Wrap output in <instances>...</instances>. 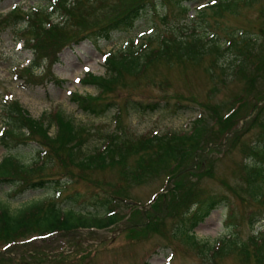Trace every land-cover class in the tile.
Wrapping results in <instances>:
<instances>
[{"label": "trees", "instance_id": "trees-1", "mask_svg": "<svg viewBox=\"0 0 264 264\" xmlns=\"http://www.w3.org/2000/svg\"><path fill=\"white\" fill-rule=\"evenodd\" d=\"M253 1L218 0L204 6H218L211 16L221 17L226 10L235 13L241 2L248 5ZM109 2V0H52L48 5L52 7L50 9L39 5L33 10L22 12L17 6L18 8L15 7L5 17L0 18L5 26L19 25L15 30L20 31V35L24 36L25 45L33 51L34 58L31 63L19 69L16 77L23 78L31 84H43L53 80L59 83L52 70L53 65L59 61V53L63 48L79 43L83 39H90L93 42L108 41L112 39L115 31L135 27L147 12L151 11L156 15L159 7L165 9L166 6L175 4L180 6L181 13L186 15L190 8L189 4L199 3L201 0H119L115 4L118 11L112 15L108 14L107 9L101 8ZM92 8H99L104 13L103 21L95 20L98 11L94 14L88 12ZM160 16L164 22H168L165 15ZM201 16L206 18V13H202ZM181 25L185 26L184 29L178 28L179 25H171L165 32H158L156 36L149 35L143 42L131 41L125 48L105 52V74L94 75L88 72L82 79L84 85L96 87L98 93L94 95L70 92L72 102L85 114L103 116L113 112V117L119 124L124 113L160 111L169 108L173 98L178 111L189 107L188 104L181 103V95H175L177 97L175 98L174 95L167 93L166 88L170 86V82L166 78L156 80V71L160 65L168 67L180 64L202 65L204 58L211 56L205 69L213 75L216 65L220 64V57L230 52L232 71L229 76L232 81L240 79L247 85L252 84L255 82L257 71L264 70L262 68L264 22L258 38L232 32L227 34L228 39L225 43L219 41L217 34L206 38V32H198L195 28L189 31V24ZM205 25L209 28L213 26L207 20ZM42 67V73H37L36 71ZM221 72L224 74V69ZM149 84L161 89L163 95L158 99L137 98L134 95L142 90V86ZM251 110L252 114L248 119L251 118V122L256 121L261 115L262 128L258 139L248 146L245 153L249 155V166H245L249 176L247 191L260 203L261 199L264 200V183L257 182L260 179L264 180V92L258 93ZM230 112L225 119H216L223 137L227 131L237 130L234 119L238 116L239 109L236 108V104ZM254 112L256 114L253 116ZM0 116L2 122L0 144L6 149L0 160V188L7 186L6 193L14 197L29 191L48 190L46 199L32 202L16 212H12L4 205L0 197V264H5L11 255L16 254L19 258L22 251H29L28 245L24 250L18 247L22 244L21 241L28 240L26 238L28 233L32 234L29 237L39 238L60 231L70 233L81 228H109L120 222L122 217L120 208L125 199L119 185L113 186L110 190L103 189L104 194L92 191L89 195L73 188L76 183L70 174L66 175L64 169L67 166L71 169L69 165L71 163L86 162L88 167L94 169H107L122 164L125 167L121 169V176L129 184L132 183V176H135L136 180H143L162 170H169L170 167L176 168L175 171H169L175 182L166 188L168 191L158 195L154 203L144 209L135 208L133 211L135 215L129 217L127 230L131 238L139 236L144 238L145 232L168 216L174 221L170 231L171 238L186 242L188 248L191 247L195 252L200 264H223V259L231 255L238 260V264H264V230L257 234L253 233L255 225L264 218V207L251 211L248 216L250 234L244 237L241 235L239 220L235 216L230 195L220 192L203 194L194 183L193 186L187 184L182 186L181 176L185 173L196 172L199 168L201 171H207L209 175L213 173L214 166L209 160L215 149V141L208 135V126L201 115L193 122V127L182 134L178 132L159 136L152 134L151 137L141 136L137 139L124 136L118 141L119 136L112 133L108 136L110 140L108 139L102 147L103 151L98 153L96 151L93 154H84L82 150L87 141L85 129L63 110L46 112L38 119L18 100L12 99L5 100L2 104ZM49 125H56V135H49L47 131ZM230 137L227 136L226 139L229 140ZM33 145L35 156L28 163L22 162L16 152ZM82 154L83 157L80 156ZM134 155L137 156V160L132 168L128 167L129 158ZM57 167L59 169L55 172ZM125 188L124 185L122 189ZM220 207L227 211L224 215L227 231L217 237L198 238L194 228L204 223L208 216ZM174 250L172 249L169 254L170 260L175 255Z\"/></svg>", "mask_w": 264, "mask_h": 264}, {"label": "rangeland", "instance_id": "rangeland-1", "mask_svg": "<svg viewBox=\"0 0 264 264\" xmlns=\"http://www.w3.org/2000/svg\"><path fill=\"white\" fill-rule=\"evenodd\" d=\"M109 1L101 8L102 10L107 9L108 14L112 15L118 11L115 4L119 0ZM216 1L218 0L192 2L189 4L190 8L186 15L181 13L180 6L175 4L168 5L166 8L164 6L165 9L159 7L156 15L151 11L147 12L135 27L115 31L112 39L108 41L93 42L90 39H83L79 43H73V45L63 48L59 53L60 59L53 65L52 70L58 77L59 83L53 80L43 84H31L23 78L16 77L19 69L31 63L34 58L33 51L25 45L24 36L20 35V31L15 30L19 28V25L17 27L5 26L4 22L0 20V115L2 104L5 100L12 99L18 100L32 116L38 119L46 112L63 110L74 119L75 123L85 129L84 135L87 136V141L82 146L84 154L103 151L102 147L105 146V142L109 139L108 136L112 133L119 136L118 141L124 136L137 139L141 136L151 137L152 134H157L156 136L173 132L182 134L184 131L190 130L194 125L193 122L201 115L204 123L208 126V135L215 141V149L211 154L213 157L211 156V160H209V163L214 166L213 173L209 175L207 171H201V168L193 173H185L181 176L183 178L182 186H193L194 183L198 185L199 191L203 194L220 192L230 195L233 200L232 207L235 216L239 220L241 235L248 236L250 234L248 216L252 210L264 207V200L261 199L260 203L255 201L254 196L247 191L249 176L247 175L248 169L245 167L249 166V155L245 154L248 151V146L258 139L259 131L262 128L261 115L252 122L251 118H248L252 114L250 113L251 106L255 103L258 93L264 92V70L257 71L255 82L252 84L247 85L240 79L232 81L229 76L232 71L230 69L232 60L230 52L220 57V64L215 67V75H211L205 69L211 56H206L202 65L180 64L170 67L160 65L156 71V80L160 81L166 78L170 82V86L166 88L167 93L174 95L175 98H177L175 95H181V103L188 104L189 107L184 108L181 112L178 111L173 98L170 101V107L160 111L124 113L119 124L115 121L113 112L103 116L85 114L70 98V92L94 95L98 93L99 90L96 87L84 85L82 79L88 72L94 75L105 74V52L125 48L131 41L143 42L149 35L156 36L158 32H165L171 25H179L178 28L184 29L185 26L181 24L187 23L190 25L189 31L191 28H195L198 32H206V38L217 34L219 41L224 43L228 39L227 34L232 32L235 34L245 33L253 38L259 37L260 27L264 22V0H254L248 5L241 2L235 13L232 10H226L221 17L211 16L218 6H204L206 3L209 5ZM50 2L52 0H0V18L5 17L15 7H19L22 12L33 10L39 5L50 9L52 8L48 6ZM110 4L111 6H109ZM114 7L116 8L112 11ZM97 11L95 20L103 21L104 13L99 8L88 10L91 14ZM202 13H206V18L201 16ZM160 14L165 15L168 22H164ZM205 20L213 26L206 27ZM261 41L262 39H260ZM262 46L264 48V42H262ZM220 67L222 68L220 69ZM222 69H224V74L221 72ZM42 71L43 67L36 72L40 74ZM162 92L155 85L149 84L142 86V90L134 95L137 98L158 99L163 95ZM202 104L205 105L202 106ZM235 104L239 109V114L234 119L237 130L236 132L227 131L223 137V133L219 132V123L216 122V119L228 117ZM259 105L262 104L259 103ZM255 114L256 112L253 113V116ZM1 128L0 116V130ZM47 131L50 136L56 135V125H49ZM227 136H231L229 140L226 139ZM5 152L6 149L0 144V160ZM16 153L24 163L30 162L36 154L34 145L19 149ZM84 154L80 156L83 157ZM136 158V155L129 158L128 167L132 168ZM61 165L65 166L66 164ZM69 165L71 169L67 166L64 171L66 175L70 174L75 181L76 184L73 188L87 195L92 191L104 194L103 189L110 190L113 186L119 185L125 199L120 208L121 219H123L109 228H81V230L70 233L60 231V233L39 238L29 237L32 234L28 233L29 235L26 237L28 240L21 241L22 244L18 247L24 250L28 245L29 251H22L19 258L16 254L11 255L12 257L5 264H200L195 252L191 247L188 248L186 242L171 238L170 231L174 221L168 216L145 232L144 238L139 236L133 239L127 230L128 219L132 214L135 215L133 212L135 208L142 210L153 204L158 195L167 192L166 188L170 184L173 185L175 179L171 177L169 171H175V167L162 170L153 176H147L143 180H136L135 176H132V183L129 184L121 176V169L125 167L122 164H116L107 169L88 167L87 162ZM208 166L210 167V164ZM58 169L57 167L55 172ZM257 182L263 184L264 180L260 179ZM124 185L126 188L123 190ZM6 191H8L7 186L0 188V197H2L3 204L7 205L12 212L26 208L30 203L46 199L48 196V190L29 191L24 195H16V197L9 196ZM225 213L227 211L224 207L214 210L204 223L194 228L196 236L198 238L217 237L225 233L227 231L224 221ZM254 228V234L264 230V218ZM164 234L166 235L163 236ZM172 249H175V255L170 260L169 254ZM223 260V264H238V260L232 255Z\"/></svg>", "mask_w": 264, "mask_h": 264}]
</instances>
